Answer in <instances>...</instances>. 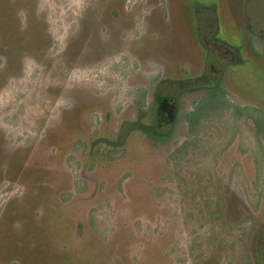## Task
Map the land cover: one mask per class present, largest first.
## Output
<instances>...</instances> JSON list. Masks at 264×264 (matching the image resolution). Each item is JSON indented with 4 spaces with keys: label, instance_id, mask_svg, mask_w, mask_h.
I'll return each instance as SVG.
<instances>
[{
    "label": "rangeland",
    "instance_id": "374dc122",
    "mask_svg": "<svg viewBox=\"0 0 264 264\" xmlns=\"http://www.w3.org/2000/svg\"><path fill=\"white\" fill-rule=\"evenodd\" d=\"M245 107L264 0H0V264H264Z\"/></svg>",
    "mask_w": 264,
    "mask_h": 264
},
{
    "label": "trees",
    "instance_id": "16d2710c",
    "mask_svg": "<svg viewBox=\"0 0 264 264\" xmlns=\"http://www.w3.org/2000/svg\"><path fill=\"white\" fill-rule=\"evenodd\" d=\"M201 11H206V12H208L209 14H210V16H211V20H208L207 21V23H206V25H207V29H208V26L210 25V27H211V30H212V34H213V32L215 31V30H217V27H215V25L217 24V20H216V16H215V12H214V10H211V9H202ZM198 23H200L199 21H198ZM201 33V32H200ZM202 34V33H201ZM203 37H205L206 35H205V33L202 35ZM201 40H202V45H203V47L205 48V49H207V47H208V45H207V43L205 42V41H207V40H203L202 39V37H201ZM215 42L218 44V42L219 41H216L215 40ZM220 43V42H219ZM225 48H228L226 45H225ZM218 88V91H219V93L220 94H223V91L221 90V88L220 87H217ZM213 99V98H212ZM240 112H245L246 113V116L249 118V119H251L252 118V121L253 122H255L258 126H259V128L258 129H260V130H263L264 129V113H263V111L261 110V109H259V108H257V107H245V108H243V109H240L239 110ZM192 115H193V112H191V113H188L187 114V116H186V119H187V121H188V123L189 124H191L192 123ZM258 118H261L262 119V123H259L258 122Z\"/></svg>",
    "mask_w": 264,
    "mask_h": 264
}]
</instances>
